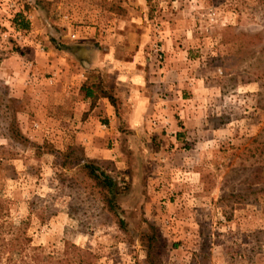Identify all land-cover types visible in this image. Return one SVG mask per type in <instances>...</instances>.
<instances>
[{
    "label": "rangeland",
    "instance_id": "1",
    "mask_svg": "<svg viewBox=\"0 0 264 264\" xmlns=\"http://www.w3.org/2000/svg\"><path fill=\"white\" fill-rule=\"evenodd\" d=\"M35 1L0 2L14 32L3 27L2 45L20 51L40 31L37 48L48 53L52 29L63 30L66 44L63 25L79 15L115 46L124 45L128 26L143 27L161 50L157 63L171 57L185 72L183 96L199 123L176 147L154 121L145 149L129 143L108 166L127 184L123 230L77 168L61 170L54 155L34 147L73 146L49 135L44 104L56 76L43 74L40 92L23 99L0 79V264H145L140 235L152 227L162 264H264V0H38L40 8ZM19 12L28 31L13 27ZM13 118L29 145L9 139Z\"/></svg>",
    "mask_w": 264,
    "mask_h": 264
},
{
    "label": "crops",
    "instance_id": "2",
    "mask_svg": "<svg viewBox=\"0 0 264 264\" xmlns=\"http://www.w3.org/2000/svg\"><path fill=\"white\" fill-rule=\"evenodd\" d=\"M4 1L8 0H0ZM0 15V37L6 32L5 26L14 34L11 22L2 20V12ZM74 19L76 22L63 25L67 30L63 39L69 46L66 54L47 46L48 42L45 46L49 52H40L36 45L40 31L31 32L21 41L20 51L2 45L4 40L0 38V79L16 98L40 92L43 74L56 76L44 104L49 135L60 143L83 147L90 159L112 163L123 159L129 143L133 142L135 150L144 148L154 121L174 135L176 147L182 143L176 139L178 136L187 141L199 121L195 120V107L183 96L186 74L181 67L172 66L171 57L162 66L157 63L147 30L130 25L123 32L124 45L115 46L101 40L110 41L111 36L103 37L95 32L96 28L86 26L85 15ZM111 23L120 26L130 21L113 19ZM162 38L166 42L162 49L170 53L171 40ZM95 42L100 46L96 47ZM100 86L113 95L116 106L100 92ZM89 88L94 92L90 93ZM164 94L169 96L163 99ZM198 119L201 121V116ZM164 141H158L160 152L167 148Z\"/></svg>",
    "mask_w": 264,
    "mask_h": 264
},
{
    "label": "trees",
    "instance_id": "3",
    "mask_svg": "<svg viewBox=\"0 0 264 264\" xmlns=\"http://www.w3.org/2000/svg\"><path fill=\"white\" fill-rule=\"evenodd\" d=\"M38 0L34 2L37 8H40ZM13 27L17 32H24L29 30L30 22L25 16L24 12H19L13 19ZM57 33H50V41L55 46L57 51L68 52L69 46L67 44H61L59 41L63 36V30H59L56 27L52 29ZM51 31V32H52ZM101 79V78H100ZM101 86L99 88L100 92L106 96L110 103L116 106L117 100L113 97L109 92H104L101 90ZM95 90V89H94ZM90 93H93L91 88H89ZM90 95V94H89ZM11 104L16 103L17 101L14 99H10ZM17 112V111H16ZM9 139L13 142L19 143L20 145L27 146L30 144V141L23 136L20 129L17 127L16 119L13 118L9 122V131H8ZM36 150L40 153L43 151L42 149H46V153L52 154L55 157V164L61 170H71L72 168H77L82 176L86 178L93 185V189L95 188L97 191L103 195V204L105 208L113 214L117 221L120 229L126 230L127 223L124 219V210L121 206V198L122 195L127 190V184L122 188L121 185L117 182L118 180L114 177V172L109 170V165L111 162L99 161L90 159L86 156L83 147L79 145H73L66 149V151L55 150L48 144L43 146L35 145ZM61 179L64 177V174H60ZM63 183L65 180H61ZM141 244L146 250V260L145 264H162L160 262L159 256L157 254L156 247L159 245V240L156 234V229L153 227L149 229V232L143 233L140 235ZM29 243V240L27 239ZM74 249H77L78 252L86 254L87 252L78 249L74 246ZM79 264H84V262H80Z\"/></svg>",
    "mask_w": 264,
    "mask_h": 264
},
{
    "label": "built area",
    "instance_id": "4",
    "mask_svg": "<svg viewBox=\"0 0 264 264\" xmlns=\"http://www.w3.org/2000/svg\"><path fill=\"white\" fill-rule=\"evenodd\" d=\"M10 7L11 8H14V5H11ZM71 38L72 39H75V36L73 35V36H71ZM154 50H155L154 52L156 53V55L158 56V58L161 59L162 57L160 55H158L159 51H161V50L158 49V48H156V47L154 48Z\"/></svg>",
    "mask_w": 264,
    "mask_h": 264
}]
</instances>
